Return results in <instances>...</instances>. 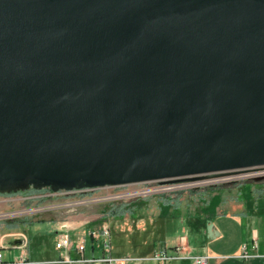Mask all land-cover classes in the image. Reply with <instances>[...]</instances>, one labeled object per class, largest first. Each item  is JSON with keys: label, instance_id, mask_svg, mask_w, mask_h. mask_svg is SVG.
Listing matches in <instances>:
<instances>
[{"label": "water", "instance_id": "95a60500", "mask_svg": "<svg viewBox=\"0 0 264 264\" xmlns=\"http://www.w3.org/2000/svg\"><path fill=\"white\" fill-rule=\"evenodd\" d=\"M261 169L264 0H0L1 196Z\"/></svg>", "mask_w": 264, "mask_h": 264}, {"label": "crops", "instance_id": "0c3cea01", "mask_svg": "<svg viewBox=\"0 0 264 264\" xmlns=\"http://www.w3.org/2000/svg\"><path fill=\"white\" fill-rule=\"evenodd\" d=\"M5 195L4 202L25 200ZM130 207L108 211L97 220L108 223L111 234L112 256L122 264H192L205 257L207 264H264V181L254 179L228 187H212L193 192L161 194L141 199ZM34 221L27 218L0 221V253L8 249L12 264H106L101 261L98 246L86 247L82 255L75 251L64 253L55 247L63 233L72 240L86 236L85 223L69 229L66 224L46 222L50 246L32 247L33 241L26 233ZM108 224V225H107ZM115 225V226H114ZM82 230L81 234L77 232ZM25 230H21V229ZM77 230V232L73 230ZM30 229V228H29ZM72 230V231H71ZM86 237V243H87ZM184 238L187 253L179 254L175 248ZM26 239V245H24ZM245 246L246 254H242ZM89 255L86 256V251ZM99 251V253H98ZM164 251L167 261L153 259V254ZM25 257V262L20 259Z\"/></svg>", "mask_w": 264, "mask_h": 264}, {"label": "rangeland", "instance_id": "374dc122", "mask_svg": "<svg viewBox=\"0 0 264 264\" xmlns=\"http://www.w3.org/2000/svg\"><path fill=\"white\" fill-rule=\"evenodd\" d=\"M256 172L264 173V169L248 171L240 174H235L237 176L234 180H226L227 177L221 176L219 178H214L212 180H216V182L212 184H205L204 182L208 180H201L203 183L201 186L196 188H188L177 190L173 193L178 192H193L200 189H209L212 187L222 186L228 187L233 186L235 184L248 183L253 180L254 174ZM211 180V179H210ZM152 187V186H151ZM142 189L141 185H125V186H106L102 188H98L93 191L72 193V194H59L57 196H50L48 189H41V191L28 190L26 192H20L17 194H13L12 197H34L43 195L42 199H31V200H22L18 202L17 200L4 202L2 199H5V195H0V213L6 214L7 218L3 219H17V218H27L29 220H38L49 221L57 223L56 225L61 226L62 224H66L65 226L71 229V227H76L79 223H85V231L89 228H98L100 224L108 223L110 221H101L97 220L102 215H106L108 211H117L121 206L125 208L132 206L133 204L141 203V199H146L149 197H156L161 195V193H156L153 195H148L146 197H121L124 193L135 192ZM172 193V192H169ZM168 194V193H166ZM45 195V196H44ZM13 213H16V216H12ZM2 221V220H1ZM34 222L31 226H29L26 233L31 240L33 241L32 247L36 246H50L51 237L50 235L44 236L47 234L48 225L46 222ZM96 224L89 225L87 223ZM108 225V224H107ZM115 226V225H114ZM26 229V228H25ZM24 228L21 230H25ZM76 230H73L77 232ZM81 227L77 234L82 233ZM264 230V226L261 228V231ZM72 231V230H71ZM261 246L264 245V239L260 238ZM88 243H86V247ZM89 247V246H88ZM99 253V251H98ZM3 254V264H12L10 263L12 258L9 254L8 249L2 250ZM86 256L89 255V250L86 251ZM264 260V258H261Z\"/></svg>", "mask_w": 264, "mask_h": 264}, {"label": "built area", "instance_id": "2783aa9c", "mask_svg": "<svg viewBox=\"0 0 264 264\" xmlns=\"http://www.w3.org/2000/svg\"><path fill=\"white\" fill-rule=\"evenodd\" d=\"M240 174V173H239ZM262 172H256L254 177L258 175H262ZM241 175V174H240ZM221 176H209L207 178H198L192 180H172V181H164V182H148V183H140L135 185H141L142 189L135 191V192H128L124 193L121 197L131 198V197H146L148 195H153L156 193L166 194L169 192H175L177 190L188 189V188H196L201 186L203 183L201 180H208L204 182L205 184H212L216 182V180H212L214 178H219ZM227 177L226 180H234L237 176L235 174L225 176ZM253 177V178H254ZM211 179V180H210ZM133 184V185H134ZM127 186V185H126ZM152 186V187H151ZM97 189H82V190H73V191H59V192H52L48 189L50 196H57L59 194H72V193H79V192H86V191H93ZM45 196V195H44ZM43 195L34 196V197H25V200L31 199H42ZM16 213H13L12 216H16ZM6 214L0 213V221L7 218ZM86 237L91 238V244L93 246H98L102 251V258L101 261L105 262L106 264H122V261L116 259L112 256V244H111V234L110 229L108 226H100L98 228H92L88 231L86 236H82V238L77 240H72L68 233H62L57 242L55 243V247L57 250L62 251L64 253H68L70 251H75L76 253L82 255L86 249ZM26 239H24V245H26ZM245 246H243L242 254H246ZM175 250L179 254H186L187 253V245L184 238H182L175 248ZM153 259L159 261H167V256L164 251L156 252L153 254ZM20 262H25V257L20 259ZM2 263V255L0 253V264ZM192 264H207V259L205 257H198L193 260Z\"/></svg>", "mask_w": 264, "mask_h": 264}, {"label": "trees", "instance_id": "16d2710c", "mask_svg": "<svg viewBox=\"0 0 264 264\" xmlns=\"http://www.w3.org/2000/svg\"><path fill=\"white\" fill-rule=\"evenodd\" d=\"M34 191H35V190H34ZM87 243H88L89 247H90V246L92 247V245H91V238H90V237L87 238Z\"/></svg>", "mask_w": 264, "mask_h": 264}, {"label": "flooded vegetation", "instance_id": "af4514ba", "mask_svg": "<svg viewBox=\"0 0 264 264\" xmlns=\"http://www.w3.org/2000/svg\"><path fill=\"white\" fill-rule=\"evenodd\" d=\"M30 190H32V189H30ZM15 194H17V193H15ZM10 195H12V194H10Z\"/></svg>", "mask_w": 264, "mask_h": 264}]
</instances>
